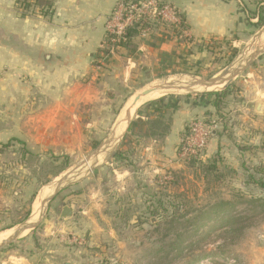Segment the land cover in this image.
<instances>
[{"label": "rangeland", "instance_id": "obj_1", "mask_svg": "<svg viewBox=\"0 0 264 264\" xmlns=\"http://www.w3.org/2000/svg\"><path fill=\"white\" fill-rule=\"evenodd\" d=\"M19 9L17 6L16 12ZM263 28L264 25L258 27L246 46L224 49L218 63L225 68L218 76L249 66L264 74V57L258 60L264 52V41L259 40ZM240 75L231 80L229 90L235 91ZM212 76V73L194 72L147 83L136 81L130 94L165 83L181 88ZM223 89L219 86L162 91L142 99L133 110L132 119L139 109L144 114L146 109L152 113L145 104L162 97L173 96L180 101L186 96ZM130 104V101L126 103L118 119L124 118ZM221 106L219 121L212 114L207 117L212 130L217 129L216 123L222 126L226 119L225 106ZM113 113L116 115V111ZM255 118L245 126L250 138L256 134L255 140L238 144L247 148L243 165H218L217 172L203 173L199 165L187 164V159L182 161L176 156L171 161L177 165H158V157L150 167L145 150L140 156L141 151L130 150L132 161L141 165H134V179L124 184L116 181L114 167L104 166L111 157L101 153V146L112 138L118 119L99 122L96 132L85 133L63 116L48 131H53V137L40 139L36 146L34 138L0 142V235H5L3 241L7 240L30 216L28 222L35 225L2 248L0 257L16 254L39 260V264H264V188L258 184H264V127H261L264 120ZM145 122L135 120L132 133L146 135ZM43 125L45 128L48 123ZM144 138L142 144L151 139ZM110 145L108 149L114 147V141ZM130 158L127 161L131 164ZM56 186L60 190L55 199L84 194V198L98 204L71 234L61 230V222L47 221L52 215V202L46 210L41 205ZM221 201L225 205L219 215H210L208 222L199 218L201 209L207 212V206ZM227 217H232L236 233L229 235L228 228L223 230ZM49 224L57 227V237L46 231ZM26 240L29 242L24 244Z\"/></svg>", "mask_w": 264, "mask_h": 264}, {"label": "crops", "instance_id": "obj_2", "mask_svg": "<svg viewBox=\"0 0 264 264\" xmlns=\"http://www.w3.org/2000/svg\"><path fill=\"white\" fill-rule=\"evenodd\" d=\"M118 1L0 0V142L34 138L36 146L40 139L53 137V131H48L63 116L82 132H96L97 123L117 121L126 103L137 93L130 94L136 81L147 83L194 72L221 77L217 73L225 67L221 68L218 61L224 49L246 46L258 32L259 19L264 20V0H164L183 15L189 38L181 39L168 30L138 36L133 41L134 51L113 53L97 67L105 21ZM260 32L259 40L264 41V28ZM259 55L258 60H262L264 52ZM240 73L235 91L228 89L224 103L226 119L220 120L224 124H217L209 138L204 161L243 165L244 151L238 144L256 138V134L250 138L245 126L254 117L256 121L264 120V74L250 66ZM211 103L212 97L202 94L178 101L167 113L172 119L169 133L160 140L149 139L146 144H142V134L132 133L135 120H147L149 111L144 114L139 109L113 152L108 148L123 127L118 119L112 138L101 146L103 154L113 152L104 166L114 167L116 181L124 184L134 179V165H141L132 161L130 150L141 151L139 156L145 150L150 167L158 157V165H177L171 160L176 157L184 127L206 113L214 116ZM44 123H48L45 128ZM55 198L47 221L61 222V230L70 234L86 220V213L91 215L98 206L84 198V194ZM64 207L71 210L72 216L61 219ZM46 231L58 236L57 227L52 224ZM1 257L0 264H39V260L16 254Z\"/></svg>", "mask_w": 264, "mask_h": 264}, {"label": "built area", "instance_id": "obj_3", "mask_svg": "<svg viewBox=\"0 0 264 264\" xmlns=\"http://www.w3.org/2000/svg\"><path fill=\"white\" fill-rule=\"evenodd\" d=\"M160 2L161 0H119L105 21V34L110 36V42L119 41L127 28L141 22L151 23L152 27L144 28L140 37L149 36L159 30H168L181 39H188V27L180 26L181 21L174 13L175 8L168 4L160 6ZM116 52V49L111 48L105 54L100 53L96 59L97 67ZM214 127H217V123ZM189 128V136L176 149V156L182 161L190 157H201L214 131L202 118L190 121Z\"/></svg>", "mask_w": 264, "mask_h": 264}, {"label": "trees", "instance_id": "obj_4", "mask_svg": "<svg viewBox=\"0 0 264 264\" xmlns=\"http://www.w3.org/2000/svg\"><path fill=\"white\" fill-rule=\"evenodd\" d=\"M124 1L127 2L130 0H124ZM166 4H168V3H166L164 0H161L160 6L166 5ZM174 13L181 21L180 26L185 25L187 27V25L185 23V19H184L183 15L180 13V11L175 8ZM263 21L264 20L259 19L258 24L263 25ZM146 27H152V24L141 22L139 25L127 28L125 30V33H124L122 39H120L117 42H110V36L105 34V37L103 40V48L100 49L99 54L100 53L105 54L111 48H114L117 51H120V50L134 51L135 46H134L133 41L136 37H138L140 35L142 30ZM228 63H229V60L227 61V64ZM228 88H225L220 92H206V93L202 94L203 96H206V97H212V103L211 104L213 105L214 110H215L214 117L219 118L220 114L222 113L223 108H221L222 107L221 105H224L223 99L226 98V96L228 95ZM177 104H178V100L176 99V97H173V96L166 97V98L162 97V98H159L155 101H152V102L145 104V107H150V110L152 111V113H148V115H146L147 120L145 123L147 125V131H146V135H144V137L151 138L153 140H160L163 137H165L170 131V124H171V120H172L170 118V116L167 115V113L169 112V110L173 109ZM208 115H211V114L206 113L203 116L207 118V117H209ZM203 120L206 124L209 125V122L207 121V120H209V118H207L206 120L204 118ZM189 134H190L189 124H186V126L183 129V132L181 133L180 143L177 146V148L180 147V145L182 144L184 139H186L189 136ZM2 146L6 147L7 145H2ZM239 149L244 151L247 148L246 147H239ZM186 163L187 164L191 163L192 165H195V166L199 165V167L201 168V171L203 173H207V172L215 173L219 170L218 169V163L216 160L203 162V159H201V157H190L186 160ZM258 184H259V187L264 188V184H260V183H258ZM223 205H225V203L223 201H221L219 203H214L212 205L207 206V208H208L207 212H202L201 211L202 209H201L199 211V213H200L199 218L203 219L204 222H208L209 220H211V217H209L210 215H213V216L219 215ZM27 217H28V215H26L24 220ZM225 220L227 223L223 226V230L228 228V231L226 232L227 234H229V232L236 233L237 231H234V228H233L232 217H227V218H225ZM204 224H206V223H204ZM203 226H205V225H203ZM210 233H212V230L209 231L208 234H210ZM179 253H182V250H180Z\"/></svg>", "mask_w": 264, "mask_h": 264}, {"label": "water", "instance_id": "obj_5", "mask_svg": "<svg viewBox=\"0 0 264 264\" xmlns=\"http://www.w3.org/2000/svg\"><path fill=\"white\" fill-rule=\"evenodd\" d=\"M137 1H143V0H137ZM242 71L241 67H238L236 69H233L232 71H230L229 73H227V75L225 76H221V77H216V78H212L209 80H195L192 83L184 86V87H179V86H175V84L172 83H165V84H160L157 86H153V87H148V88H143L140 89L133 97H131L130 99V106L126 109L125 113H124V118L120 121V123L122 124V131L121 133L118 135V137L116 138V142L114 143V147L117 145V143L119 142L120 138L123 136V134L128 131L130 124H131V118L133 115V110L137 107L138 103H140V101L148 96H151L152 93H154L155 91H168V90H190L196 87H200V88H213V87H219V86H223L224 88H226L231 80H233L240 72ZM260 105L257 106V111L260 112ZM113 149V152L115 151ZM112 153L106 154L108 157L113 155ZM98 156V154H97ZM60 187L56 186L55 188L52 189L51 196H46L48 198H46L41 205L44 207L45 205V210L47 209L48 204L54 199V197L57 195V193L59 192ZM53 192V193H52ZM61 219H66L68 217L72 216V212L68 207H64L62 209L61 212ZM31 218V216L29 218H27L24 222V224H22L20 227H18L13 234L5 241H2L0 243V249H2L3 247H5L6 245H9L10 243H12V241L16 240L19 238V236L30 229L35 228V225H31L28 221Z\"/></svg>", "mask_w": 264, "mask_h": 264}, {"label": "bare ground", "instance_id": "obj_6", "mask_svg": "<svg viewBox=\"0 0 264 264\" xmlns=\"http://www.w3.org/2000/svg\"><path fill=\"white\" fill-rule=\"evenodd\" d=\"M162 91L158 90V91H155L154 93H152L151 95H155L156 93H160ZM163 93V92H162ZM116 131V130H115ZM106 150V149H105ZM102 153V152H101ZM103 155V154H102ZM104 158V157H103ZM102 160V159H101ZM44 194V193H43ZM5 238V235H0V241H3Z\"/></svg>", "mask_w": 264, "mask_h": 264}]
</instances>
